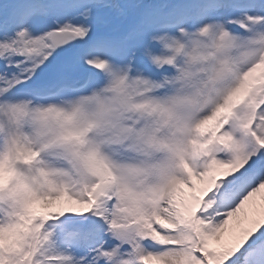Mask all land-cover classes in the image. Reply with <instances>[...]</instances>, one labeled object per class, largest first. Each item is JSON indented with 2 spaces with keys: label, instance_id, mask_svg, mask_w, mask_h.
Segmentation results:
<instances>
[{
  "label": "snow or ice",
  "instance_id": "snow-or-ice-1",
  "mask_svg": "<svg viewBox=\"0 0 264 264\" xmlns=\"http://www.w3.org/2000/svg\"><path fill=\"white\" fill-rule=\"evenodd\" d=\"M206 25L264 45V0H0V264H264V202L244 211L264 192V78L242 91L264 48L189 126L203 163L177 145L143 189L95 151L47 163L23 123L21 102L64 104L112 68L160 80L154 38Z\"/></svg>",
  "mask_w": 264,
  "mask_h": 264
},
{
  "label": "clouds",
  "instance_id": "clouds-1",
  "mask_svg": "<svg viewBox=\"0 0 264 264\" xmlns=\"http://www.w3.org/2000/svg\"><path fill=\"white\" fill-rule=\"evenodd\" d=\"M154 39L161 51L150 62L158 71L172 70L160 80L112 68L100 88L64 104L33 107L21 102L28 105L23 123L30 138L50 145L44 154L47 163H66L73 150L95 151L116 165L117 177L134 190L159 178L154 164L175 162L177 145H184L193 163H203L207 154L193 156L190 149L189 126L223 98L252 53L264 45L211 25ZM256 78H264V66L242 91ZM5 180L0 169V183Z\"/></svg>",
  "mask_w": 264,
  "mask_h": 264
},
{
  "label": "rangeland",
  "instance_id": "rangeland-1",
  "mask_svg": "<svg viewBox=\"0 0 264 264\" xmlns=\"http://www.w3.org/2000/svg\"><path fill=\"white\" fill-rule=\"evenodd\" d=\"M262 202H264V192H262L261 194H258V196L254 198L253 202H250V204L246 206L244 211L245 212H251L254 209H256L257 206ZM241 215H243V214H241ZM234 225H235V221L230 222L229 229H231ZM228 235H229V233L225 232L223 237H222V240L226 241L228 239ZM3 240H4V237L2 235H0V243H2ZM210 245L213 247L218 246L217 242L215 240L210 241Z\"/></svg>",
  "mask_w": 264,
  "mask_h": 264
},
{
  "label": "bare ground",
  "instance_id": "bare-ground-1",
  "mask_svg": "<svg viewBox=\"0 0 264 264\" xmlns=\"http://www.w3.org/2000/svg\"><path fill=\"white\" fill-rule=\"evenodd\" d=\"M198 186H199V182H197Z\"/></svg>",
  "mask_w": 264,
  "mask_h": 264
}]
</instances>
